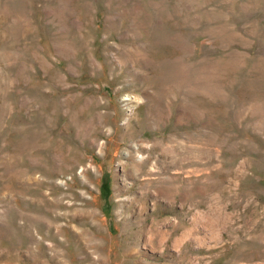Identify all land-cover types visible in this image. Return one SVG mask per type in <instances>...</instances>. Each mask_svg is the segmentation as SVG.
Here are the masks:
<instances>
[{
	"label": "rangeland",
	"instance_id": "rangeland-1",
	"mask_svg": "<svg viewBox=\"0 0 264 264\" xmlns=\"http://www.w3.org/2000/svg\"><path fill=\"white\" fill-rule=\"evenodd\" d=\"M0 264H264V0H0Z\"/></svg>",
	"mask_w": 264,
	"mask_h": 264
},
{
	"label": "bare ground",
	"instance_id": "bare-ground-1",
	"mask_svg": "<svg viewBox=\"0 0 264 264\" xmlns=\"http://www.w3.org/2000/svg\"><path fill=\"white\" fill-rule=\"evenodd\" d=\"M140 147V146H139ZM134 163H133V167L135 168L134 170H135V173L136 174H140V172L139 171H141L140 170V165H141V163H142V160H139V159H135L134 161H133ZM132 163V162H131ZM131 166H132V164H131Z\"/></svg>",
	"mask_w": 264,
	"mask_h": 264
}]
</instances>
